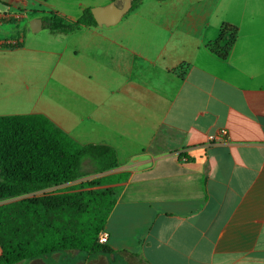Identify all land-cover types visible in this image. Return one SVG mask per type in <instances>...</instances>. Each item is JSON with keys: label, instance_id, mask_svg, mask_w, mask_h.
I'll return each mask as SVG.
<instances>
[{"label": "crops", "instance_id": "obj_1", "mask_svg": "<svg viewBox=\"0 0 264 264\" xmlns=\"http://www.w3.org/2000/svg\"><path fill=\"white\" fill-rule=\"evenodd\" d=\"M111 1L0 0V116L42 114L115 149L110 264H264V0H142L114 26L45 24ZM228 24L221 58L209 45Z\"/></svg>", "mask_w": 264, "mask_h": 264}, {"label": "trees", "instance_id": "obj_2", "mask_svg": "<svg viewBox=\"0 0 264 264\" xmlns=\"http://www.w3.org/2000/svg\"><path fill=\"white\" fill-rule=\"evenodd\" d=\"M141 1L133 0L131 10ZM44 20L48 29L63 33L97 25L90 8L74 23L53 14ZM237 35L236 26L224 25L209 49L226 58ZM85 159L95 173L118 165L114 148L79 144L42 114L0 116V201L73 182L83 176ZM123 177L107 175L73 188L78 191L0 206V264H110L105 255L110 249L98 236L105 232L116 189L101 187Z\"/></svg>", "mask_w": 264, "mask_h": 264}, {"label": "water", "instance_id": "obj_3", "mask_svg": "<svg viewBox=\"0 0 264 264\" xmlns=\"http://www.w3.org/2000/svg\"><path fill=\"white\" fill-rule=\"evenodd\" d=\"M133 6V0H113L104 6L91 8L94 19L99 26H114L125 17ZM31 29L38 32L42 28V20L39 18L31 21Z\"/></svg>", "mask_w": 264, "mask_h": 264}, {"label": "rangeland", "instance_id": "obj_4", "mask_svg": "<svg viewBox=\"0 0 264 264\" xmlns=\"http://www.w3.org/2000/svg\"><path fill=\"white\" fill-rule=\"evenodd\" d=\"M82 171H83V176L79 177L73 182H69L67 184L58 186V187H51V188H46L44 190L36 191L21 197H16V198H11V199H6V200H1L0 201V206H4L7 204H10L12 202L20 201L24 198H29V197H40L42 195H54V194H60V193H66L70 191H78L81 189H75L73 188L80 187L83 184H87L93 180H96L98 178L107 176L106 172L105 173H95L94 172V167L92 162L89 159H85L82 165ZM106 174V175H105ZM108 185L102 186L101 188H106ZM85 189H97V187H86ZM104 232V231H103ZM100 235V234H99ZM98 241H99V236H98ZM106 245V244H105Z\"/></svg>", "mask_w": 264, "mask_h": 264}, {"label": "built area", "instance_id": "obj_5", "mask_svg": "<svg viewBox=\"0 0 264 264\" xmlns=\"http://www.w3.org/2000/svg\"><path fill=\"white\" fill-rule=\"evenodd\" d=\"M22 42V39L19 38H14L11 40H6L5 42L1 43V44H9V45H13V46H17ZM227 136V131L226 130H222L220 132V134L215 135V136H211L210 140L211 141H215V140H219L221 138H225ZM108 242V234L106 232H101L99 235V243L101 244H106Z\"/></svg>", "mask_w": 264, "mask_h": 264}]
</instances>
